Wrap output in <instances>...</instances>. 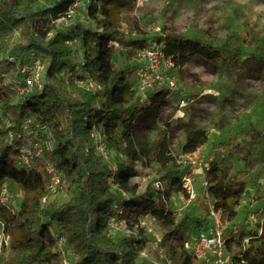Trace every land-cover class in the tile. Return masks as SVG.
Wrapping results in <instances>:
<instances>
[{"label":"trees","instance_id":"16d2710c","mask_svg":"<svg viewBox=\"0 0 264 264\" xmlns=\"http://www.w3.org/2000/svg\"><path fill=\"white\" fill-rule=\"evenodd\" d=\"M73 1L0 0V51L9 49L12 55L0 61V121L10 123L0 126V186L5 180L20 186L24 200L19 213L35 226L34 231L21 236L8 232L5 224L9 242L0 253V264H64L63 251L68 253L66 258L71 256V264H147L139 257V252L152 250L139 227L144 214L162 231L161 246L171 264H196L181 247V224L169 207V198L183 190L168 151L169 122L154 154V160L164 168L159 179L163 189L146 186L136 196L137 186L130 184L133 166L103 160L91 137L97 130L104 148L118 160L133 162L144 157L145 150L137 146L138 121L158 117L170 94L169 87L161 85L150 90L146 98L138 96L130 87L133 70L111 61L117 42L142 49L148 46L144 37L124 40L119 29L118 13L131 11L135 0H87L92 27L77 25L71 19L67 24L58 21ZM38 2L45 7L35 9ZM71 40L75 43L68 44ZM151 43L163 44L164 54L178 68L195 57L216 62L225 54L224 49L200 38L177 34L155 36ZM30 56L44 65L41 84L19 96L10 79ZM90 81L95 88L89 87ZM27 118L31 123L24 128ZM38 125L48 128V137ZM31 142L38 143L41 150L24 164L19 148ZM207 142L204 130L192 129L182 151H195ZM49 164L51 172L46 168ZM206 166L210 201L223 218H234L242 187L227 183L226 170L214 160ZM53 173L58 177L57 190L69 192L62 202H49ZM4 207L0 204V213L6 211ZM115 207L128 228L137 231L136 236L108 234L107 219L116 212ZM242 255L234 258L245 260Z\"/></svg>","mask_w":264,"mask_h":264},{"label":"rangeland","instance_id":"374dc122","mask_svg":"<svg viewBox=\"0 0 264 264\" xmlns=\"http://www.w3.org/2000/svg\"><path fill=\"white\" fill-rule=\"evenodd\" d=\"M87 5V0H79L71 20L92 27ZM43 7L41 2L34 6L37 10ZM118 20L124 40L144 37L149 45L155 36L177 34L200 38L224 49L225 54L223 60L216 62L195 57L181 68L160 66L157 73L172 80L173 89L158 117L138 121L137 146L145 150L144 157L133 162L127 158L118 160L105 149L102 159L133 166L130 184L137 186L136 196L146 186L153 187L164 174L154 154L166 122L170 124L167 146L173 158L171 164L179 173L190 171L182 151L187 133L192 129L204 130L208 142L197 149L201 165L193 167L190 173L194 196L190 201L179 194L169 198V207L181 224V235L185 239L195 238L209 228L205 166L214 160L226 170L227 183L243 189L236 216L222 217L226 249L232 257L243 252L242 264H264V0H135L131 11L118 13ZM141 49L117 42L111 61L133 70L130 87L146 98L150 90L161 85L153 84L149 90L140 88L137 73L146 64ZM9 56V49L0 51V61ZM74 58L80 59L77 53ZM182 101L186 104L182 105ZM6 125L7 121H0V126ZM4 185L10 190V198L3 203L6 211L0 213V230L4 235L0 239V253L9 242L5 224L8 232L21 236L35 230L26 215L19 213L24 200L20 186L9 180ZM68 197L69 192L64 189L55 190L49 194V202H62ZM43 202L44 198L40 203ZM154 253H150L153 260L157 254ZM159 261L156 262L160 264ZM66 262L71 264V256Z\"/></svg>","mask_w":264,"mask_h":264},{"label":"built area","instance_id":"2783aa9c","mask_svg":"<svg viewBox=\"0 0 264 264\" xmlns=\"http://www.w3.org/2000/svg\"><path fill=\"white\" fill-rule=\"evenodd\" d=\"M79 0H74L69 7L66 16L59 19L58 21H62L64 24H67L69 20L73 17L75 13V8L78 5ZM75 41L71 40L68 44H74ZM141 56L144 58L145 66L143 67V71L138 72L139 76V85L141 89L153 88V84L157 85H166L169 89H173V81L165 80L162 78L157 71L160 66H173L170 58H168L163 51V44L151 43L150 45L144 47L141 52ZM44 72V65L40 61H38L34 56H30L27 58V61L20 67L19 71L16 73V76L10 79L12 82L17 95H24L28 91L33 90L34 88L40 87L42 75ZM89 87L95 88L96 85L93 81L89 82ZM173 91V90H171ZM171 93V92H170ZM185 105L186 102L182 101V105ZM7 121V120H5ZM8 122V121H7ZM31 123L30 118H27L23 121V127L26 128ZM10 123L8 122V125ZM38 130L43 134H48V128L45 125H38ZM45 136V137H48ZM94 149L98 153H103L105 151V145L103 142L102 135L97 131H92L91 134ZM47 145L48 143L45 142ZM198 149V148H197ZM197 149L192 152L183 153V156L189 162V172L188 173H180L181 179V187L182 192L178 193L179 196L186 199V201H190L194 196V188H193V177L190 173L193 170V167L196 165L200 166L201 162L197 158ZM40 147L38 143L31 142L29 144H24L20 146L19 159L22 163L28 164L32 159L33 153L35 151H40ZM108 152V151H107ZM181 163V162H179ZM207 165V164H206ZM205 166V170H206ZM49 172L52 171V166L49 164L46 166ZM58 182V177L53 173L51 177V183L48 186L49 193L55 192L57 190L56 184ZM206 184V181H205ZM156 189H163V184L160 180H156L154 185ZM205 196L209 198L207 190H205ZM125 195V193H122ZM10 198V190L4 185V182L0 186V204H3ZM109 216L107 219V232L110 236H118V235H133L136 236L137 231L131 230L128 228L125 218L120 214V210ZM209 228L205 231H202L195 238L185 239L183 238L181 242V247L190 253L195 260L201 262L202 264H241L244 260H237L229 255L228 250L226 249V237L223 234L224 225L222 223V215L219 211H217L213 203L210 201L208 205V214H207ZM139 227L143 230L144 234L149 238V243L151 244V249L157 253L159 259L153 260L150 257V249L143 250L139 252V257L145 258L147 260V264H158L157 262H161L160 264H171V260L164 254V248L161 246L163 241V233L159 230L153 219L144 214L139 219ZM3 228V225H2ZM0 239L4 238L2 230H0ZM58 244H62V239H58ZM64 255V264H68L66 262L67 252H62ZM157 261V262H156Z\"/></svg>","mask_w":264,"mask_h":264}]
</instances>
